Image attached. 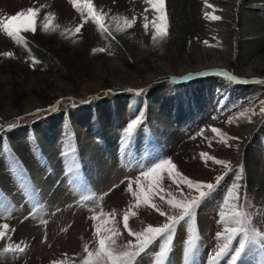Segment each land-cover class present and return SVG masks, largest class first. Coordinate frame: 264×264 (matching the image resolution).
<instances>
[{
    "label": "rangeland",
    "instance_id": "1",
    "mask_svg": "<svg viewBox=\"0 0 264 264\" xmlns=\"http://www.w3.org/2000/svg\"><path fill=\"white\" fill-rule=\"evenodd\" d=\"M191 1L197 9L199 5H206L204 0H188V3ZM112 2H123L125 5L121 4L130 19L133 15L138 17L136 10H141L147 18L144 20L146 25L144 23L141 27H146L150 36L155 35L158 13L148 0ZM167 2L165 0L168 18ZM78 3L80 10L71 0H0V19L27 10L31 5L34 8L39 4H44L45 8L48 4L55 6L52 13L79 26V33L84 30L89 43L101 49L105 46L103 57H110L112 63L120 65L113 64L116 68L106 72L119 86L96 80L76 82L66 63L40 47L43 45L39 43L41 35L36 27L38 14L32 21L36 32L22 30L20 33L26 46L17 44L0 30V46L11 51L30 68V72L51 67L54 70L51 75L55 74L52 77H60L58 81L64 85L59 97L47 103L40 102L32 112L10 119L0 118V225L9 226L3 229L5 236L0 238V253H3L0 254V264H57V261L58 264H83L87 253L98 249V227L106 236L112 235L106 229L119 232L115 237V250H125L129 241L135 243V237L123 226L125 211L135 212L128 221L132 232L142 231L149 224L159 226L166 220L165 216L133 195V192H139L141 185L146 190L151 187L150 177L142 176V172L155 163L170 159L176 165L175 170L184 176L215 183V178L223 175L225 168L203 157V153L229 161L228 167L232 171L202 200L193 218L176 227L170 252L163 264H210V257L218 250V245L224 243L217 237L225 227L220 222L219 213L228 211L224 202L238 176L242 177L239 180V203L248 213L249 227L264 234V112L261 111L264 83L260 82L264 81V76L239 73L235 49V62L231 60L225 67L219 62L196 73H168L142 86L141 82L156 77L157 72L150 71L151 66L147 63H142V69L138 64L128 63L125 54L123 58L119 56L124 52L114 44L117 36L109 31L99 11V3L97 6L95 0H91L90 6L102 17L104 32L89 15L85 0H78ZM212 3L219 6L214 0ZM250 5L259 9H249ZM40 9L43 11V7ZM236 9L237 24L240 15L252 18L261 27L259 34H264V0H240ZM45 12L49 13L48 9ZM206 13L218 16L220 20L206 18ZM196 15L191 19L190 35L194 31L202 33L200 48L206 47L213 54L223 52L222 37L228 31L227 22L213 10ZM28 20L29 17H24L12 23L23 27ZM136 28L137 35H140ZM146 51L152 56L158 52L152 44H148ZM130 58L134 60L132 56ZM210 58L204 56L206 61ZM176 61L167 55L157 64L167 66L169 71L178 67ZM13 63L10 59L7 72L0 69L1 78L5 73H12ZM127 76L133 81L125 84ZM229 76L238 79H229ZM3 78L5 86L9 87V78ZM21 100L23 98L18 96L12 104L17 105ZM38 109L41 111L37 112ZM241 112H247L250 120L242 117ZM133 120L139 123L131 133L125 134ZM213 128L222 131L214 133ZM224 133L228 134L225 136ZM65 152L71 155L66 157ZM195 165L202 174L194 171ZM69 167L73 168L72 172ZM160 186L163 191L153 198V203L168 215L178 214V210L171 208L167 199H191L198 195L179 177L174 181L164 173ZM190 234L196 238L197 246L186 255ZM257 239L259 243L252 244L237 264H264V235ZM161 243L162 240H158L152 245L136 264H156ZM9 245H19L24 252H3ZM71 248L76 254L70 252ZM230 256L231 253L218 264H229ZM69 257L76 261L70 263Z\"/></svg>",
    "mask_w": 264,
    "mask_h": 264
},
{
    "label": "bare ground",
    "instance_id": "2",
    "mask_svg": "<svg viewBox=\"0 0 264 264\" xmlns=\"http://www.w3.org/2000/svg\"><path fill=\"white\" fill-rule=\"evenodd\" d=\"M99 1L101 2L95 0L97 6L99 3V11L102 17L105 18V23L110 29L109 31L117 36V40L114 44H117V46H115H119L124 52L119 56L123 58V54H125L126 60L129 58L128 63H131L132 65L138 64L142 69H144L142 63H147L151 66V68L149 69L150 71L154 73L157 72L155 73V75H157L156 77L149 78L148 80H146V82H141L142 86L149 84L153 80H159L161 76L168 73L180 74L182 72L184 73V71L185 73H196L200 72L201 70H206L207 68H212L213 64H218L219 62L223 65L222 67H225V65L227 63L229 64L231 60H235L234 55L236 51L238 52V56L236 59L238 64H236L238 66L237 70L239 73H248L257 75L258 77L264 76V34H259L258 30L261 27L258 26L259 23H254V20L252 18H248L246 16L243 17L242 15H240L237 24L236 6L239 5L240 0H214L219 3L218 7L212 3V0H204V2H206V5H199V9H197L194 4H191L193 1L188 3V0H167V9L169 11V17L167 18V35L164 36L166 38L156 37L155 40L153 39L154 35H149L146 27H141L144 23L146 25V22L144 20L147 19L145 18V14H141V10H136L139 12L138 17L132 14L133 17L132 19H130L124 11L125 4L123 2L115 4L112 2L113 0ZM121 3H123L124 5L122 6ZM221 4L222 7H220ZM41 5L39 4L35 8L33 7V5H31L32 7H30L33 10L37 8L40 10L36 18L38 19L36 20V23L38 21L36 25L38 34L41 35V37L39 38V43L43 45L40 47L50 51L52 57L55 56L66 63V65H68L69 67L70 75L76 82L83 81L82 83H91L92 80H96L98 82H104V84L107 85H117V82L111 80L112 78L109 77L107 73L111 72L112 68L119 67L120 65H118V63L116 64L115 62L112 63L113 60L111 61L109 59L110 57H103L102 51H94V49L101 48L96 46L95 44L93 45L89 43L87 41L88 38H85L84 33L86 32L84 30L82 33H77L75 31L77 28L76 25L71 23V21L69 22V20L67 21L60 18L59 14L53 13L54 18L49 21L50 28L48 31H45L43 28V24L45 22V17L48 15V13L45 12V9H48V12L52 13L55 6H49L48 4L45 8L43 4L42 11V9H40L42 8ZM204 6H207L209 8L206 9L204 8ZM249 9L258 10L259 7L250 5ZM209 10L218 12V14L227 22L226 25L228 26V31L222 37V40L224 42V50L223 52H220V54H218V52L216 54H213L212 52L207 50L206 47H204L203 49L200 48V38L203 35L202 33L194 31V34L190 35L191 19L193 17H197V13L201 16L202 13L204 14ZM147 16L150 17L151 14L147 13ZM151 19L152 18H150V20ZM154 22L156 21L154 20ZM129 23H131V27L128 26ZM56 25H59V27L56 28L55 31H52V28ZM139 27H141L142 30ZM135 28L140 30V35H137ZM202 32L206 33V31ZM148 44H152L157 48L158 52L155 53L156 55L152 56L147 53L146 50ZM104 48L105 46L103 47V51H105L106 49ZM224 51L226 53H224ZM6 52L9 51L5 47L0 46V69H3L5 70V72H7L8 70H10L9 60H13L14 63L13 66L11 64L12 73L8 74L9 72H4L5 74L3 75V77L7 76L9 78V80L7 81L10 82L9 87L5 86L6 82L4 81V78L0 77V118L10 119L17 117L23 113L32 112L33 109L38 107L40 102L45 101L47 103V101L54 100L61 95L60 91L61 88L64 87V85L62 86L60 81H58L60 77H52L54 73L51 75V72L54 70L51 67L50 69L43 68L44 71L30 72V68L25 66L22 61L14 56L11 51V56H4L3 54ZM167 55H170L177 60V68H171L168 71L167 66H158V60H160L161 57H167ZM130 56L134 58L133 61ZM198 56H200L201 58H199ZM204 56L211 57V60L206 61L204 59ZM215 56L216 58H214ZM47 67L48 66H46L45 68ZM63 69L64 68L62 67V70ZM183 76L184 75H182V77ZM131 78L132 77L127 76L126 80H124V83H131L133 81L131 80ZM90 86L91 84L88 87ZM18 96L20 98H23V100L18 102L17 105H13L12 101ZM198 167L199 166H196L194 171H198ZM198 172L200 173L201 171L199 170ZM202 177L205 176L203 175ZM70 252L76 254V252L73 251L72 248ZM67 259L68 258H66V260ZM69 259L70 263L71 261H76L74 257H69ZM58 263L60 262L57 261V264Z\"/></svg>",
    "mask_w": 264,
    "mask_h": 264
},
{
    "label": "snow or ice",
    "instance_id": "3",
    "mask_svg": "<svg viewBox=\"0 0 264 264\" xmlns=\"http://www.w3.org/2000/svg\"><path fill=\"white\" fill-rule=\"evenodd\" d=\"M71 2L77 6V9L80 10V4L78 0H71ZM151 6L158 13V21L156 24V33L153 37L155 40L156 37L163 38L167 35V16L165 10V0H148ZM91 0H85V7L92 20L99 26L101 31H106L104 25L101 21L99 15L94 12L91 8ZM39 9L33 10L28 8L27 10H22L16 13L13 16H10L6 19H0V30H3L5 34L13 38L17 44H25L26 42L24 37L21 36L22 30L35 32V26L32 21H34L36 15L39 13ZM206 18L212 20H219L220 17L215 15L205 14ZM29 17L27 24L23 27L18 26L13 21H19L21 18ZM54 18L53 13H48L45 17V22L43 28L45 31H48L50 28L49 21ZM131 27V23L128 24ZM59 25H56L52 28V31H55ZM76 32L80 31V28L77 27ZM63 34V33H61ZM103 49H94V51H102ZM4 56H11L12 53L6 52ZM192 74H189L191 76ZM225 75H228L225 73ZM187 79L188 77H184ZM229 79H238L234 76H229ZM264 83V81H260ZM143 90H141L142 92ZM41 110H37L39 112ZM261 111L264 112V104L261 106ZM240 115L244 118L250 120V115L247 112H241ZM139 123L138 120H133L125 134L132 132L133 128ZM214 133L221 132L220 129L213 128ZM223 135H227L224 133ZM229 139H236L235 137H229ZM222 143H227V141L222 140ZM66 157L70 156V152H65ZM203 157H207L212 160L214 163L221 165L225 168V173L223 175H218L215 178V183H205L202 181L190 179L187 176L177 172L176 165L170 160H162L158 163H155L153 166L149 167L147 171L142 172V176L150 177L151 187L145 189L141 185L139 192H133L134 196L139 198V201H142L145 205L153 207L158 213L166 217V220L163 224L159 226H153L149 224L146 228L139 232H132L129 229L128 221L130 215H135V212L125 211L123 215V226L125 229L129 230V234L135 237V243L129 241L127 247L123 251L117 252L115 250L116 239L115 237L119 236V232L115 229H106L105 231L111 232V236H106L103 234L101 229L98 227L96 229L99 234L98 239V249L95 252L89 251L87 253V258L84 260L83 264H136V260L144 254L152 245H154L158 240H162V243L159 247V252L157 255L156 264H163V261L170 252V248L173 242V236L175 229L181 222L190 221L193 218L195 210L199 207L203 199L209 196L219 184L223 181L225 175L228 172L232 171L229 166L230 162L222 159H217L215 157L209 156L208 153H203ZM207 162V161H205ZM73 168L69 167V172H72ZM242 172V168L240 169ZM167 174L174 181L177 177L180 178V181L186 184L189 189H194L198 192V195L192 196L191 199H182L178 200L175 197H171L166 200V203L173 209L178 210V214L168 215L167 213L161 211V208L153 203V198L160 196L163 189L160 186L161 174ZM242 177H237V179L231 185V191L228 193V197L225 200V205L228 208V211H221L220 222L225 225L224 231L217 234L218 239H223L224 243L218 245V250L215 251L214 255L210 257V264H218V261L225 256H228L231 253L229 264H237L245 252L249 249L252 244H258L259 240L257 237L259 235H264L256 232L253 228L249 227L248 213L240 206V188L241 185L239 180ZM163 199V197H161ZM7 224L0 225V238L5 236V231L3 229H8ZM163 238V239H162ZM196 238L190 234V238L187 241V247L185 249V254H191L196 248ZM87 250V246H85ZM3 252H12V253H23L24 248L17 245L12 247L9 245L8 248L4 249ZM3 254V253H0Z\"/></svg>",
    "mask_w": 264,
    "mask_h": 264
}]
</instances>
